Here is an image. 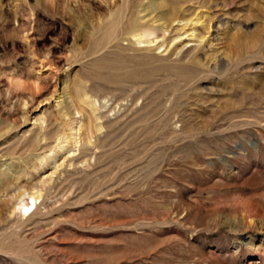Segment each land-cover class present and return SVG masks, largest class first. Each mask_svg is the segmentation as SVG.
I'll return each instance as SVG.
<instances>
[{"label": "rangeland", "instance_id": "rangeland-1", "mask_svg": "<svg viewBox=\"0 0 264 264\" xmlns=\"http://www.w3.org/2000/svg\"><path fill=\"white\" fill-rule=\"evenodd\" d=\"M107 1L0 0V264H264V0Z\"/></svg>", "mask_w": 264, "mask_h": 264}, {"label": "bare ground", "instance_id": "bare-ground-1", "mask_svg": "<svg viewBox=\"0 0 264 264\" xmlns=\"http://www.w3.org/2000/svg\"><path fill=\"white\" fill-rule=\"evenodd\" d=\"M99 1V3H98ZM164 1V0H163ZM171 1V0H170ZM174 3H167L164 4L162 7H157L154 0H146L145 3L140 4L139 8L131 13V17L129 18L126 28H125V35L136 38L137 44L144 43L142 40H147L148 43H151V41H148L152 36H155L157 32H169L170 30L174 29L175 25H180V29H184L188 26H195L200 24L199 20H193V19H185L178 16V14L182 13V7L178 4L179 2ZM95 4L99 5L101 7V4H107V0H93ZM94 4V3H93ZM129 4V3H127ZM52 5V4H50ZM97 8V7H96ZM117 11V10H116ZM119 12V11H118ZM124 10L118 14L119 21L123 17ZM154 13V15L152 14ZM59 15L60 18L58 19L59 22L68 19L70 28L76 33V38L83 39L87 36V30L91 29V25L89 22L82 23L81 18L79 15H76L73 10H69V12L61 11L60 13H57L56 10H54L53 6L49 7V11L46 13V18L51 23L55 22L53 19L56 15ZM115 13L111 12L109 13L107 20H112L107 26V32L105 35L106 41L110 40L113 36V30L115 26V19L114 18ZM29 17H33V14H28ZM185 16V15H184ZM116 17V16H115ZM57 20V19H56ZM67 22V23H68ZM101 26V25H99ZM96 29V25L93 26ZM100 28V27H98ZM190 33V32H189ZM187 34V32H185ZM180 37V36H178ZM177 37V38H178ZM189 38H195L197 39L196 35V29L191 30V34L187 35ZM176 39V38H175ZM162 46H159L157 49H159ZM52 70V69H51ZM134 87V86H133ZM198 88V87H197ZM212 90V89H211ZM84 93V92H83ZM80 97V95H79ZM59 97L58 99H60ZM83 98V97H81ZM80 99V98H79ZM88 99V97H87ZM81 100V99H80ZM93 105V103H90V105ZM64 115H67V112L64 113ZM72 143H75V139H70ZM60 141V140H58ZM58 148L61 150L63 149V146H60L58 144ZM55 155V154H54ZM42 165V164H41ZM40 198V195L37 193H31L28 194L27 202L25 203H18V209L20 210L21 216H29L32 214L35 206L37 203V200Z\"/></svg>", "mask_w": 264, "mask_h": 264}]
</instances>
